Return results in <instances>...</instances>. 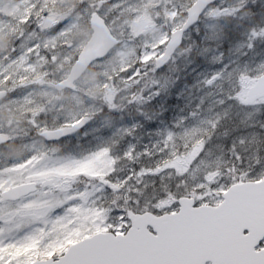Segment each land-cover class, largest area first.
Listing matches in <instances>:
<instances>
[{"label": "rangeland", "instance_id": "1", "mask_svg": "<svg viewBox=\"0 0 264 264\" xmlns=\"http://www.w3.org/2000/svg\"><path fill=\"white\" fill-rule=\"evenodd\" d=\"M194 1L0 0V89L8 91L0 101V132L16 136L31 130L35 134L33 139H14L0 148V236L16 239L39 229L48 213L58 210L74 193H84V198L94 193L91 198L105 205L113 200L111 190H97L100 182L92 176L107 171L103 158L77 163L106 146L113 148V155H120L129 144L136 146L135 158L119 160L107 177L113 182L132 177V191L125 196L139 194L142 200H150L169 188L174 190L176 175L164 170L168 152L160 151L165 147V130L175 133L168 141L170 158L177 159L178 167L187 171L194 152L186 149L199 137L207 139L212 123L225 112L227 117L212 134L207 159L215 162L219 158L221 166L231 167L232 139L244 134L246 150L238 167L259 171L253 157L257 141L264 142V135H255L264 133V104L260 103L264 97L250 102L247 96L256 79L239 86V104H221L220 99L236 86L237 72L255 69L264 61V39H256L252 50L247 47L253 24L259 28L264 21L250 10L229 14L239 7V0H220L185 34L181 49L166 67L154 68V60L162 53L161 42L181 26ZM93 13L105 20L119 44L93 63L72 90L58 93L54 85L66 77L88 40ZM220 53L223 64L216 61ZM225 64L230 67L224 78L207 86L204 82ZM154 84L161 86V96L148 102L140 99L149 97ZM122 101L126 106H115ZM192 112L196 114L191 116ZM81 117L91 120L79 133L60 142L45 143L37 136L43 130L70 126ZM133 124L139 127L126 136L124 129ZM186 129L196 132L189 135ZM145 149L152 155H144ZM157 164L161 165L159 175H144L137 182V171L155 169ZM27 180L37 183V192L16 202L2 200L7 188ZM29 214L40 225L36 221L31 227ZM63 232L57 225L53 235L62 237Z\"/></svg>", "mask_w": 264, "mask_h": 264}, {"label": "snow or ice", "instance_id": "2", "mask_svg": "<svg viewBox=\"0 0 264 264\" xmlns=\"http://www.w3.org/2000/svg\"><path fill=\"white\" fill-rule=\"evenodd\" d=\"M249 10L256 19L264 21V0L254 3L239 0V7L229 14H242ZM198 20L199 16L193 24ZM191 26L180 33L179 39H183V32ZM248 36L247 47L252 50L256 39H264V26L257 28L253 24ZM216 39L222 40V37L217 36ZM167 43V38L161 42L160 52ZM222 57L223 53H220L216 61L223 64ZM157 58L164 59L163 56ZM147 62L151 63L150 60ZM229 67L223 65L204 83L213 86L224 78ZM235 79L236 86L221 97V104L229 101L239 104V86L242 83L250 79L264 80V61L255 69L237 72ZM161 94V86L154 84L149 97L140 99L148 102ZM260 103L264 104V101ZM195 114L190 113L191 116ZM226 117L227 112L212 123V134ZM86 122L81 117L73 126L78 130ZM137 127L139 125L133 124L125 128V135L132 136ZM185 132L194 135L196 130L186 129ZM212 134L207 139L199 137L188 146L186 151L194 152V156L184 171L178 167L177 159L170 158L172 152L167 147L175 133L172 129L165 130L162 141L165 147L160 151L168 152L163 161L164 170L169 175H176V184L174 190L169 188L163 195L153 196L150 200H142L139 194L125 196L132 191L129 185L131 176L118 182L107 178L115 171L119 160L132 161L135 158V145L129 144L120 155H113L111 146L89 153L77 163L103 158L107 171L93 173L92 176L100 182L97 190H111L114 199L105 205L91 198L94 193L87 198H84V193H74L58 210L48 213L47 220L41 222L43 226L39 229L24 232L16 239L0 236V264H264V232L260 231L264 229V156H261L264 142L257 141L253 157L259 171L254 172L252 168L246 171L238 167L242 151L246 150L245 135L232 139L229 151L234 162L227 167L221 166L219 158L215 162L207 159L211 154ZM224 135L227 136V131ZM144 155L151 156L152 153L145 149ZM160 171V164L155 169H140L136 172L137 182L141 176L159 175ZM170 196L174 198L170 200ZM139 217H146L150 222L140 224ZM85 219L87 223L82 225L81 221ZM61 224L67 226L66 232L62 237L54 236L56 226Z\"/></svg>", "mask_w": 264, "mask_h": 264}, {"label": "water", "instance_id": "3", "mask_svg": "<svg viewBox=\"0 0 264 264\" xmlns=\"http://www.w3.org/2000/svg\"><path fill=\"white\" fill-rule=\"evenodd\" d=\"M215 1L216 0H196V2L188 9L186 22L183 24L181 29L176 30L169 36L167 47H165V50L161 55L164 57V59H157L155 61V66L157 69L162 68L169 61L171 55L175 52V50L179 47L181 42V39H179L180 33L188 25H194L193 21L196 20L197 16L200 17L202 12ZM90 26L92 30L91 38L78 55L76 62L70 69L68 77L56 86V89L58 91L66 88H71L73 86V83L81 77V75L86 71V69L93 61L103 58L117 44V41L110 35V32L106 27L103 19H101L96 14L91 17ZM3 94L4 92H0V97L3 96ZM252 94L254 95V97H261L264 95V80H256V84L252 89ZM79 129H81V127H79L78 130ZM78 130L76 127L72 126L67 129L46 131L43 133L42 137L46 141L59 140L55 137L63 138L66 136L65 133H75ZM7 141V136L0 134V145L5 144ZM34 190V183L16 186L7 190L3 194V198L6 200H17L21 196L28 195ZM138 222L140 224H143L150 221L146 217H139ZM260 231L264 232V229H261Z\"/></svg>", "mask_w": 264, "mask_h": 264}, {"label": "trees", "instance_id": "4", "mask_svg": "<svg viewBox=\"0 0 264 264\" xmlns=\"http://www.w3.org/2000/svg\"><path fill=\"white\" fill-rule=\"evenodd\" d=\"M33 221V223L35 222V220H32Z\"/></svg>", "mask_w": 264, "mask_h": 264}]
</instances>
